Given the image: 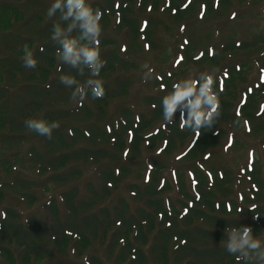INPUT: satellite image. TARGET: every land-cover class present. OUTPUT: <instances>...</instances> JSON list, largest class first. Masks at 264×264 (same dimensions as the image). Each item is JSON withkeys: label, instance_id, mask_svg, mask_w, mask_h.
I'll return each mask as SVG.
<instances>
[{"label": "trees", "instance_id": "trees-1", "mask_svg": "<svg viewBox=\"0 0 264 264\" xmlns=\"http://www.w3.org/2000/svg\"><path fill=\"white\" fill-rule=\"evenodd\" d=\"M52 2L0 0V16L14 19L0 26L1 40L16 36L0 50V264H242L221 241L229 226L264 232V32L219 37L199 26L230 15L243 20L264 10V0H92L104 13L102 98H73L60 83L77 74L58 60L50 38ZM179 29L176 62L138 82L141 45L168 59L159 31ZM25 45L38 60L34 69L24 67ZM212 68L217 123L193 132L180 127L177 112V123L167 125L161 98L189 72ZM88 78L87 70L77 75ZM142 85L149 92L135 108L129 97ZM28 118L59 127L40 136L26 128ZM243 137L258 142L263 156ZM229 139L230 154H247L239 169L220 162ZM52 188L61 191L45 201ZM9 197L41 205L48 223L23 217Z\"/></svg>", "mask_w": 264, "mask_h": 264}, {"label": "clouds", "instance_id": "clouds-1", "mask_svg": "<svg viewBox=\"0 0 264 264\" xmlns=\"http://www.w3.org/2000/svg\"><path fill=\"white\" fill-rule=\"evenodd\" d=\"M46 14L49 18L57 17L50 38L58 45V60L75 69L77 75L83 76L87 70L89 76L81 82L77 75L67 73L60 77V83L73 89V98H83L89 93L95 98H102L105 87L99 77L107 61L101 56L99 44L104 13L93 6L92 0H53ZM22 60L28 69H34L38 63L27 45L24 46ZM141 67L146 77L154 73V68L147 62ZM215 73V68L196 74L189 72L186 78L174 83L160 100L163 121L167 125L176 124V113L179 112L181 128L193 132L211 129L221 116V99L215 87ZM24 123L28 130L48 138L59 127L56 121L44 118H28ZM221 245L242 264H264V232L255 235L250 226H229L225 229ZM85 264H89L87 258Z\"/></svg>", "mask_w": 264, "mask_h": 264}, {"label": "rangeland", "instance_id": "rangeland-1", "mask_svg": "<svg viewBox=\"0 0 264 264\" xmlns=\"http://www.w3.org/2000/svg\"><path fill=\"white\" fill-rule=\"evenodd\" d=\"M13 21L14 19L10 15L0 16V26L3 28H7L11 26V24H13ZM203 24L199 26L201 31L211 30L212 28H215L213 30L216 36H219V37L223 36L226 33H229V34L234 33V36H238L239 38L250 37L257 31L264 32V10H261V11L259 10V12L257 11V12L251 13L248 18H243V20H239V19L234 20L233 16L230 15V17L220 25L210 26V25H203ZM10 34L11 35L5 38L4 41L1 40L3 33L0 34V50L2 52L7 50L10 47L9 44H13L16 38L14 31ZM181 35L182 34H181L180 29L178 30L176 34H173V35L162 33V31H159L158 38L160 40L159 41L160 50L166 54V57L168 59L158 58L159 54L149 52L147 50H145L144 52L143 47L141 45L140 48L143 52L144 62L149 63V65L154 69L162 68L161 66H171L173 63L176 62V61L174 62L175 58L173 56L175 54L174 51L178 49V46H177L178 40ZM206 71L208 70L206 69ZM155 74L156 72L154 71V73L151 76H147L148 79L152 80L155 77ZM192 74H196V73L193 72ZM254 74L255 75L253 79L257 80L258 75H259V65L255 66ZM147 77L144 74L142 78L140 79V76H139L138 82L145 80V78ZM250 81L252 80L250 79ZM148 89H149V85L147 86L142 85V86L137 87L131 93L129 97L130 104L135 108H139L141 105V98L144 94L149 92ZM229 131H231L230 137H236L238 135L236 131L235 132L232 131L231 128H229ZM239 136H244V133H240ZM232 142H233V139H229L228 143H226V148H224V154L220 156V162L221 164H226L229 166H233L236 169H239L242 163L246 160L247 154L241 150H239L238 151L239 153L237 154H230L231 149L229 146L231 145ZM244 143H247L245 144L247 146L250 145L251 150H254L257 155L263 156V151L261 147L259 146L258 142H255V140H252V139H248V140L244 139ZM233 153H236V152L234 151ZM247 187H248L247 183H245V185H242L241 189L247 190L248 189ZM60 191H61L60 189L52 188L51 193L46 194L44 200L46 201L52 196H57L60 193ZM6 200L8 203L10 202L13 203L21 211V213L23 214V217H27L31 214L37 215L38 217L44 219L46 223H48L49 217L46 216L41 205L38 206L34 204V205L29 206V205L21 203L20 201L17 202L15 200H12L10 197L7 198Z\"/></svg>", "mask_w": 264, "mask_h": 264}]
</instances>
